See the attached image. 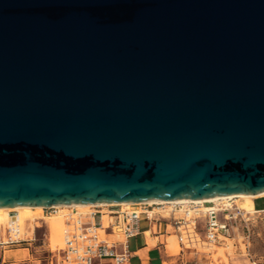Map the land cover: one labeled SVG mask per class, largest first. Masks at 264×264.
Here are the masks:
<instances>
[{
    "label": "water",
    "instance_id": "1",
    "mask_svg": "<svg viewBox=\"0 0 264 264\" xmlns=\"http://www.w3.org/2000/svg\"><path fill=\"white\" fill-rule=\"evenodd\" d=\"M264 191V0H0V206Z\"/></svg>",
    "mask_w": 264,
    "mask_h": 264
},
{
    "label": "built area",
    "instance_id": "2",
    "mask_svg": "<svg viewBox=\"0 0 264 264\" xmlns=\"http://www.w3.org/2000/svg\"><path fill=\"white\" fill-rule=\"evenodd\" d=\"M232 198L217 202H187V203H146L137 208H122L120 205L111 207L109 214L114 219L108 227L114 233L122 234L123 240L115 242L102 236L105 225L102 214L106 212L102 206H91L83 212L71 208L64 213L61 247L51 248L49 263L60 264H94L95 259H111L114 264H128L130 252L126 238L138 232V218L144 214L150 221H166L174 230L178 243L184 248L198 250L184 242L185 225L189 223L204 241L214 242L220 234L233 229L238 222L248 228L247 211L233 203ZM58 212L57 207L44 206L43 209ZM220 215L222 218H220ZM203 219V232L199 229L198 219ZM121 223V230L115 231V226ZM24 231L19 224L18 215L10 217L5 225L0 226V245H21L26 242ZM120 246L121 250H117Z\"/></svg>",
    "mask_w": 264,
    "mask_h": 264
},
{
    "label": "crops",
    "instance_id": "3",
    "mask_svg": "<svg viewBox=\"0 0 264 264\" xmlns=\"http://www.w3.org/2000/svg\"><path fill=\"white\" fill-rule=\"evenodd\" d=\"M253 202L255 211H264V205H261L258 201ZM110 210L112 209L108 208L107 210H103L106 212L102 214V221L105 227L101 234L109 240L119 242L123 240V235L112 232L108 227L109 221L114 219L113 215L109 214ZM45 225L47 231L44 233L45 239L41 242H37L36 235L41 224L34 223L27 225L24 231V237L27 240L23 244L11 246L0 245V264H51L49 263L50 255L48 252L49 229L47 224ZM187 225L190 224L187 223L185 227ZM187 229L188 228L184 231V242L187 245L198 248L197 251L206 248L210 249V246H208L209 241H204L199 234L197 235L199 238L197 240L193 239V237H186ZM173 236H176V234L166 221H150L144 214H140L138 218V232L126 238L128 250L130 252L128 264H184L182 252L184 249L188 248L181 246ZM219 236L226 235L220 234ZM219 236L213 242L214 244L219 242ZM201 242L206 243L202 248L200 246ZM23 250H27L26 255H24ZM117 250L120 251L121 247L118 246ZM52 264L60 263L53 262ZM94 264L114 263L111 259H95ZM251 264H264V261H252Z\"/></svg>",
    "mask_w": 264,
    "mask_h": 264
},
{
    "label": "rangeland",
    "instance_id": "4",
    "mask_svg": "<svg viewBox=\"0 0 264 264\" xmlns=\"http://www.w3.org/2000/svg\"><path fill=\"white\" fill-rule=\"evenodd\" d=\"M233 203L241 206L242 198L231 199ZM253 201H258L261 205H264V196H258L252 198ZM102 206L101 209L107 210V207ZM72 208H76L70 206ZM122 208L125 206H121ZM90 208V207H89ZM89 208L78 209L80 211H87ZM58 210L60 208H57ZM134 209V208H131ZM70 211V209H65L63 211L53 212L52 209H43L39 214H32L28 219L24 220L23 223H19L23 231H25L27 225L40 223L41 226L36 232L37 242H41L45 239L44 233L46 230V225L49 229V245L53 249L56 243L59 242V232L58 225L60 220L50 219L46 217L49 214H64ZM249 216L248 228L243 223H239L233 228L229 229L224 234L227 236H219V242L213 243L209 242L210 249H200V251H193L191 249H184V264H251L252 261L261 262L264 261V211H247ZM220 218L222 216L220 215ZM64 221V217L62 216ZM47 220V221H46ZM3 224H0L2 226ZM199 229L203 232V219H198ZM187 232L186 237H196L193 229L190 225L186 226ZM177 240L176 236H173ZM233 238V239H232ZM178 242V240H177ZM201 248L206 245V243H200ZM58 246V245H57ZM177 251V249H176ZM24 255L27 254V250H23ZM8 254V252H7Z\"/></svg>",
    "mask_w": 264,
    "mask_h": 264
},
{
    "label": "bare ground",
    "instance_id": "5",
    "mask_svg": "<svg viewBox=\"0 0 264 264\" xmlns=\"http://www.w3.org/2000/svg\"><path fill=\"white\" fill-rule=\"evenodd\" d=\"M258 196H264V191L255 193V194H227V195H213L203 198H177V199H156V200H148L143 201L146 203H187V202H217L219 200H224L228 198H242V208L246 211H255L254 209V202L252 198L258 197ZM142 202H98V203H73V204H54L50 205L60 208V211H63L65 209H71L73 207H76L77 209H85L89 208L91 206H106V205H120L125 206L123 208H137ZM43 205H15V206H0V224L5 225L7 221L10 219V217L14 214L18 215V221L19 223H23L24 220L28 219L32 214H39L43 211ZM61 213V212H60ZM63 214L55 213V214H49L46 215V217L50 219H57L60 220L58 225V232H59V242L56 243V246L58 245L61 247L63 245L62 242V229L64 227V221L62 219ZM33 216V215H32ZM47 221V220H46ZM189 224V223H188ZM191 226V225H190ZM115 231L121 230V223L115 226ZM193 229V228H192ZM194 230V229H193ZM103 231H101L102 233ZM196 233V237H193V239H199L197 237L198 233L194 230ZM233 239V238H232ZM121 241V240H120Z\"/></svg>",
    "mask_w": 264,
    "mask_h": 264
}]
</instances>
